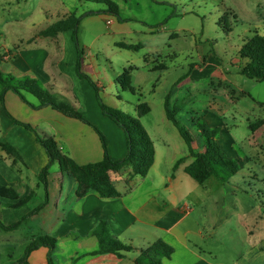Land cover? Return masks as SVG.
I'll list each match as a JSON object with an SVG mask.
<instances>
[{
	"label": "rangeland",
	"instance_id": "obj_1",
	"mask_svg": "<svg viewBox=\"0 0 264 264\" xmlns=\"http://www.w3.org/2000/svg\"><path fill=\"white\" fill-rule=\"evenodd\" d=\"M110 1L118 6L121 20L109 12L104 0H0V37L12 49L19 40L32 38L75 14L81 18L77 39L82 72L84 56L97 62L100 81L121 99L117 109L137 116V106L147 103L151 112L140 122L156 133L155 122L169 97L170 107L176 109L177 119L190 132L197 151L204 150L201 128L217 129L222 151L241 166L227 182L212 177L199 184L185 172L169 171L165 157L149 177H138L131 186L119 184V189L125 193L134 188L124 197L127 203L166 200L171 219L179 220L190 209L176 230L188 232L189 244L197 245L209 259L263 261L264 82L240 73L246 60L240 58L239 50L256 32L264 36V0ZM226 13L230 32L219 25ZM59 36L71 38L66 33ZM72 44L79 57L76 43ZM121 44L140 49L122 48ZM86 69L93 71L90 64ZM125 71L134 92L124 91L117 82ZM99 91L102 98V89ZM258 122L263 125L253 131L251 126ZM55 170L59 172L56 166L51 172ZM51 172L50 183L55 178ZM168 174L169 180L159 182L160 176ZM40 187L44 200L45 188ZM149 208L158 214L154 203ZM142 228L134 230L136 244L144 243L143 239L157 241L155 238L163 234L151 224ZM76 247L72 240L68 244L61 240L57 263L65 261ZM25 251L1 252L0 263L9 264Z\"/></svg>",
	"mask_w": 264,
	"mask_h": 264
},
{
	"label": "crops",
	"instance_id": "obj_2",
	"mask_svg": "<svg viewBox=\"0 0 264 264\" xmlns=\"http://www.w3.org/2000/svg\"><path fill=\"white\" fill-rule=\"evenodd\" d=\"M65 33L71 34L70 31ZM35 37L36 35L19 40V44L15 43L12 49L5 41L2 42L0 37V54L3 56L13 51L14 55L13 59L4 58L0 61V72L17 78L30 77L41 82L54 97L76 108L93 126L104 133L108 140L109 156L113 161L124 159L128 152L125 133L102 113L96 91L90 83L77 76L78 54L73 47L72 37L36 38L33 41ZM83 60V72L91 76L102 89V100L111 107L119 108L121 99L104 87L100 81L97 62L86 56ZM89 64L92 65L93 71L86 69ZM110 85L112 87V84ZM26 98L30 103L37 104V101L28 96ZM15 120L30 125L41 137H53L62 152L80 165L103 159L100 138L91 126L67 118L50 107L33 109L17 94L7 92L4 103L0 104V142L11 145L20 155L21 161L15 162L13 157L0 148V184L14 188L21 200L31 193L32 197L19 209L9 207L18 201L0 199V221L5 226L20 222L43 202L40 196L39 175L49 162L37 135L24 126L17 125ZM171 124L165 108L161 118L155 122L156 133L151 132L144 125L155 146V162L147 177L151 171L159 169L165 157L169 171L174 170L177 162L183 159L176 170L185 172L186 167L194 160L177 128L173 124L177 131L172 126L173 130L170 128ZM55 166L59 169L57 164L53 167ZM59 172L56 170L51 172L55 176L52 183L49 176V203L39 214L30 217L15 230L4 231L0 228V253L7 250H26L37 237L49 236L57 240V246L50 254L54 264H60L57 263L56 253L61 240H66L67 244L72 240L77 245V249L71 251L61 264H135L138 251L132 252L133 256H130L132 253H128L122 259L114 255H90L99 247L93 231L101 220H106L115 237L127 245H134L137 250L148 247L153 241L143 239L144 243L136 244L137 231H134L136 226L140 228L139 230H143L142 227L149 224L156 227L163 234H159L155 239L163 240L174 248V253L169 259H164V264H264V260L258 261V259H255L256 262L213 261L197 245L192 247L189 244L188 232L176 230L177 225L190 213V209L177 220L176 217L170 218L171 213L166 200H130V203H127L124 197L126 194L131 195L134 188L131 187L129 191L122 193L119 184L131 186L139 177L133 176L130 169L112 174L113 181L121 193L120 198L112 200L102 199L95 193H89L83 199H78L76 180L66 173H61L60 169ZM167 180L169 174L159 177L161 183ZM173 181L170 179V182ZM151 203L159 208L158 214L149 208ZM49 253L48 248L41 247L30 253L26 264H48ZM261 257H264V254ZM25 258L26 251L21 257L12 259L9 264H23L21 261Z\"/></svg>",
	"mask_w": 264,
	"mask_h": 264
},
{
	"label": "trees",
	"instance_id": "obj_3",
	"mask_svg": "<svg viewBox=\"0 0 264 264\" xmlns=\"http://www.w3.org/2000/svg\"><path fill=\"white\" fill-rule=\"evenodd\" d=\"M104 2L107 4L109 12L116 15L121 20L118 6L110 0H104ZM80 19L81 18L77 17L75 14L66 16L57 23H54L48 28L40 31L36 37L33 38V41L36 38H56L65 32H71L72 40L76 43L79 53L77 75L79 78L86 79L95 89L97 92V100L103 114L110 118L124 131L128 148L127 156L122 160L113 161L109 156L108 142L103 133L87 121L76 108L58 101L49 91L43 88L41 82L38 80L30 77L17 78L11 74L0 72V104L4 103L6 93L11 91L17 94L24 103L28 104L33 109L40 110L50 107L67 118L76 119L91 126L99 136L103 149V159L101 161L80 165L70 156L62 152L53 137H41L30 125L15 120L17 125L24 126L37 135L39 143L43 146L47 153L49 162L39 175V182L45 188V197L43 202L18 223L11 226H5L0 221V228L4 231H11L19 228L24 221L36 214H39L48 205V179L52 167L56 164L59 166L61 173H66L76 180L78 184L76 196L78 199H83L89 193H95L100 198L105 200L118 199L121 197V193L113 181V173H119L123 170L130 169L133 176L145 178L154 165L155 146L148 132L140 122L142 117H145L151 112V108L145 102L140 103L137 106V116H132L104 103L99 93V87L95 81L91 76L82 72V51L79 48L77 39ZM228 20L229 14L226 13L219 21V25L223 27L225 32L231 31L230 26H228ZM120 47L131 50L140 49V46L135 47L123 44H121ZM16 49L18 50V47H16ZM239 55L241 59L246 60V63L240 67V73L249 79L264 82V36L256 32L252 38L245 40L239 50ZM5 56H9L10 59H13V51L5 53L3 56L0 54V61L4 60ZM117 82L124 91L134 92L131 86V78L128 71H125V73L117 79ZM29 95L36 99V105L27 100L26 97ZM165 108L168 120L177 128L187 144L190 156L194 159L193 162L185 169V173L194 181L199 184H204L212 177H216L222 182H227L241 171V166L238 161L229 158L222 151L216 140L218 135L217 129L209 130L206 129L205 126L201 128L200 135L204 140V150L197 151L194 148V140L190 132L177 119L176 109H172L170 107L169 97L166 99ZM262 125L263 122H258L254 126H251V129L256 131ZM0 148L13 157L15 162L21 161L20 155L11 145L0 142ZM182 162L183 159L177 162L174 167V171H176ZM31 197L32 193L21 200L18 192L14 188L0 184V199L3 198L10 201H18L15 204L9 205V207L19 209L26 205ZM93 236L97 239L99 247L98 250L90 254L92 256L114 255L119 259H122L128 253L138 251L139 254L134 260L135 264H164V259H169L174 253V248L160 239L153 242L146 248L137 250L133 246L127 245L115 237L111 232L108 221L106 220H101L98 223L97 227L93 231ZM56 246L57 240L55 238L49 236H39L28 245L26 249V258L25 260H22L21 263L26 264L27 257L33 251H36L41 247H46L50 251L48 264H54L50 254L55 250Z\"/></svg>",
	"mask_w": 264,
	"mask_h": 264
},
{
	"label": "built area",
	"instance_id": "obj_4",
	"mask_svg": "<svg viewBox=\"0 0 264 264\" xmlns=\"http://www.w3.org/2000/svg\"><path fill=\"white\" fill-rule=\"evenodd\" d=\"M111 23V22H110ZM9 56L6 57V59H8Z\"/></svg>",
	"mask_w": 264,
	"mask_h": 264
}]
</instances>
